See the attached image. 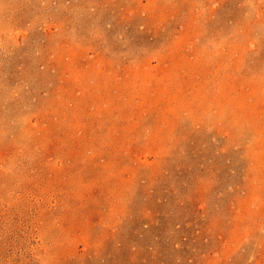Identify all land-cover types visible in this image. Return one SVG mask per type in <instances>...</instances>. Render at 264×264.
<instances>
[{"label": "rangeland", "instance_id": "rangeland-1", "mask_svg": "<svg viewBox=\"0 0 264 264\" xmlns=\"http://www.w3.org/2000/svg\"><path fill=\"white\" fill-rule=\"evenodd\" d=\"M0 264H264V0H0Z\"/></svg>", "mask_w": 264, "mask_h": 264}, {"label": "bare ground", "instance_id": "bare-ground-1", "mask_svg": "<svg viewBox=\"0 0 264 264\" xmlns=\"http://www.w3.org/2000/svg\"><path fill=\"white\" fill-rule=\"evenodd\" d=\"M132 108V107H131Z\"/></svg>", "mask_w": 264, "mask_h": 264}]
</instances>
